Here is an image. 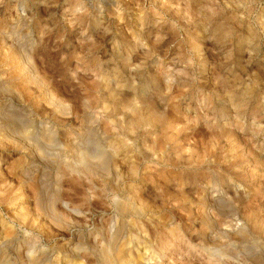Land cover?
I'll list each match as a JSON object with an SVG mask.
<instances>
[{
  "label": "rangeland",
  "instance_id": "obj_1",
  "mask_svg": "<svg viewBox=\"0 0 264 264\" xmlns=\"http://www.w3.org/2000/svg\"><path fill=\"white\" fill-rule=\"evenodd\" d=\"M0 264H264V0H0Z\"/></svg>",
  "mask_w": 264,
  "mask_h": 264
},
{
  "label": "bare ground",
  "instance_id": "obj_2",
  "mask_svg": "<svg viewBox=\"0 0 264 264\" xmlns=\"http://www.w3.org/2000/svg\"><path fill=\"white\" fill-rule=\"evenodd\" d=\"M27 132V131H26ZM26 134V133H25ZM51 137V136H50ZM97 157H95V156H92V155H89V156H85L86 158H92V160L91 161H93V159L95 160V159H97V163H105L106 162V160H107V156L104 154V153H101L100 155H96ZM93 164H94V161H93ZM99 165V164H98ZM126 203V202H125ZM125 203L124 202H121V201H117V204L120 206V209L122 210V211H124V209H125V211H126V205H125ZM127 206H129V205H127ZM131 206V205H130ZM128 209V208H127ZM130 209V208H129ZM33 262H35V260L34 259H32V263Z\"/></svg>",
  "mask_w": 264,
  "mask_h": 264
}]
</instances>
